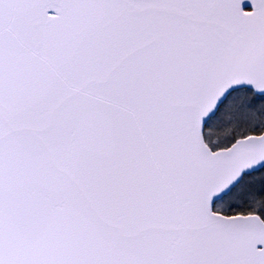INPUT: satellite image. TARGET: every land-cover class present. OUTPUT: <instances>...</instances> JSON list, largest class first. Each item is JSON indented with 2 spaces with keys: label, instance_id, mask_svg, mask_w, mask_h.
Returning <instances> with one entry per match:
<instances>
[{
  "label": "snow or ice",
  "instance_id": "1",
  "mask_svg": "<svg viewBox=\"0 0 264 264\" xmlns=\"http://www.w3.org/2000/svg\"><path fill=\"white\" fill-rule=\"evenodd\" d=\"M0 264H264V0H0Z\"/></svg>",
  "mask_w": 264,
  "mask_h": 264
}]
</instances>
